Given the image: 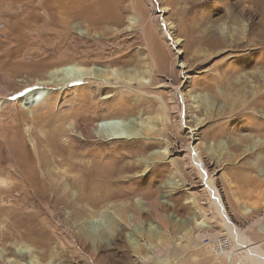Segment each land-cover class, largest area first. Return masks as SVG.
I'll return each instance as SVG.
<instances>
[{
	"label": "rangeland",
	"instance_id": "374dc122",
	"mask_svg": "<svg viewBox=\"0 0 264 264\" xmlns=\"http://www.w3.org/2000/svg\"><path fill=\"white\" fill-rule=\"evenodd\" d=\"M245 5L242 0H0V177L7 181L1 189L18 187L0 194V251L14 257V243L27 247L25 264H159L158 256H170L173 264H244L238 257L228 258L227 246L216 249L217 242L205 239L197 247L170 242L184 233L176 229L178 220L204 221L215 232L221 230L206 216L196 174L170 149L177 142L205 147L218 139L227 141L226 153L218 159L203 153L207 172L213 173L232 223L246 228L261 218L264 182L256 170L264 172V82L250 106L221 114L228 109L225 104L199 127L195 141L185 129H176L170 93L159 86L169 78L174 86L182 83L183 92L198 89L215 95L220 88L229 91L230 72L264 71L262 22ZM231 14L237 23L228 20ZM128 18L134 20L129 30ZM241 20L246 24L243 38L234 30ZM220 27L228 28L225 40L230 45L215 44L220 37L213 28ZM165 30L179 41L172 48L162 36ZM197 52L212 53L204 59ZM139 58L150 69L145 85L85 81L62 90L50 86L43 104L30 112L20 105V95L48 69L69 63L126 69L136 67ZM182 63L190 65L187 79L179 75ZM249 86L251 91L250 79ZM154 96L165 102L166 112ZM214 99L219 107L225 103ZM172 103L178 105L176 98ZM155 109L166 114L155 139L101 142L84 136L98 120L151 115ZM196 116L204 118L185 112L186 128ZM240 135L245 140L236 146L234 139ZM166 144L164 157L141 175L134 158ZM79 161L97 174L71 168ZM172 173L180 187L165 196L160 185ZM149 226L164 241L161 245L149 238ZM90 227L98 234L92 235ZM252 227L251 239H262ZM115 228L118 233H112ZM142 257L146 261L138 260Z\"/></svg>",
	"mask_w": 264,
	"mask_h": 264
},
{
	"label": "bare ground",
	"instance_id": "6f19581e",
	"mask_svg": "<svg viewBox=\"0 0 264 264\" xmlns=\"http://www.w3.org/2000/svg\"><path fill=\"white\" fill-rule=\"evenodd\" d=\"M242 2L247 3V5H245L244 7L254 8L255 15H257L259 17V20L262 22V24L260 25L261 27L260 32L264 31V0H242ZM150 3L151 5H153L152 4L153 2H150ZM255 7L260 8V10ZM223 17L225 18V14L221 16V18L219 16L218 20H221ZM228 17L227 19L230 22H234V23L238 22V20L236 21L235 17L232 16V14H231V17L229 15ZM126 21L128 22L127 29L129 30L130 28H132V25H134V20L132 18H128ZM210 23L211 22H209L208 24ZM167 28L169 30L172 29L169 27ZM235 28H236L234 29L235 32L239 33L240 36H242L241 38H243L245 35L244 33H245V28H246L245 22L241 20L239 22V27L238 28L235 27ZM213 29H214V32H216L215 35L216 36L219 35L220 37L219 43L217 42L215 44H220V46L231 44L229 42H226L225 40L229 36L228 28L224 29L220 27L219 29H216V28H213ZM168 31L167 30L163 31L162 36L165 39V41L168 43V45L171 46L172 48L174 45H177L179 41L176 39H172L170 34H167ZM233 43L235 44V42ZM151 44L152 43L147 44V48L149 50L151 48ZM235 45H239V44H235ZM219 50L221 51V49ZM194 52H196V50ZM211 53H209L208 55H205L203 53L198 54L197 52V54L195 53V55H198V56L201 55L203 57L205 56L204 59H207L211 55ZM145 58H139V60L137 61L136 67H129L126 69L105 68V67H98L94 65L82 66V65H78L77 63L64 64V65H60V66L48 69L43 74L42 79L37 80L36 82L34 81L35 83L33 84L32 89L20 95V99H19L20 105L22 109L24 110L28 109V112H30L32 108H35L39 106L40 104H43L44 101L46 100V97L49 95L48 88L50 86H55L59 90H62L65 88L67 84L82 83V82L84 83L85 81H95L101 84L113 82L114 84H122L124 86L145 85L149 83V80H150V69L147 67L145 63L146 61ZM160 61L163 63L162 58L160 59ZM169 67H170L169 71L171 72L170 74L172 75L174 68L172 69V65ZM189 67H190L189 64L188 65L185 63L178 64L179 75L182 76V79L185 77L187 79L185 71L189 69ZM257 70L252 71L251 73L246 72V73L233 74L232 72H230L231 75L229 74L228 76L227 87L229 88V91L231 93H229V91H227L228 89L224 87L223 89L222 88L217 89V91L214 92L215 95L210 94L209 92L202 94L200 90L198 89H195L193 92L186 89V91L183 92L181 90L182 83L174 86V84H171L169 82V78H168L167 79L168 82L165 84H162L161 86H159V88L167 89L170 93L169 95L170 96L169 97L170 110H171V113L175 117L174 123H175L176 129H178V131H183V129H185L189 133V139H191L192 141H195V137H196L195 135L199 127L201 125H204V122L207 119L211 118L214 114L220 113L224 109L225 104H227L228 109L224 110L223 113L221 114H225L226 111H229V113H231L237 108V106L239 108H244L248 105L250 106V104L255 101V99L252 100V97H254L259 92L260 86H262V82H264V71L262 70L263 71L262 72V71H257ZM249 79H250V82L254 85L253 88L250 89L251 91H249V88H250ZM217 97L223 98L225 103H223L222 107L221 106L219 107L215 104V99L213 101V98H217ZM153 98L156 101L160 102L161 106L164 108L163 111H165V108H166L165 102H163L162 99L158 96H154ZM175 98H176V101L178 102L177 106H174L172 103L174 102ZM187 111L198 112L202 114L204 118H199L197 116L194 117L192 127L186 128L185 112ZM261 112L264 113V111H261ZM165 116L166 114H161L158 109H155V112H153V114L151 115L150 114L144 115V113L141 114L140 112H138L136 116L134 117L132 115L127 118H109V119L105 118V119L96 121L93 124V126L89 130H87L86 135L84 136L86 138L92 137L93 139L101 141V142L151 140V139H155L156 134L157 135L159 134V131L161 130L160 125L163 123ZM82 135L83 134L80 135L81 138H83ZM234 138L235 137H233V139ZM244 140L245 138L244 137L241 138V135L237 139H234V141L239 142L236 144V146H238ZM177 143L174 144V147L170 150L173 153H177L178 155H180L182 157V161L184 162V165L187 166V168H189L191 172H194L196 174V177L199 179V181L201 182V186L203 187L202 197L203 199H205V205H207L206 210H208L207 212H209V214H207L206 216H209V220L211 221L214 220V222H216L219 225L221 230L218 232H215L214 230L211 229V227L209 228V226L205 224L204 221H200V222L193 221V223H191L192 219H188V221L178 220L176 222L177 223L176 229L180 231H184V233L178 237V241L174 240L170 242L174 244L175 246L178 245L179 247L180 246L197 247L198 242L202 243L206 239L208 242L209 241L217 242L216 249H221V248L225 249V246H227L228 250L230 251V253L228 254L229 259L238 257L240 258V260H243L244 264H264V248H263L264 244H262L264 243V214L261 216V218L257 217L258 219L256 218L255 220L251 221L252 223L251 224L249 223L250 225L246 223L248 225L246 226V228H240V226H237L236 224L232 223V218H230L229 216L227 207L225 206V203L223 201V197L221 196V193L218 191L217 187L215 186V180H214V177L212 176L213 173L210 174L207 172L206 164L202 157L203 153H206V154L213 155L218 159L220 156L226 153V149L228 147L227 141H222L218 139L213 143L205 144V147H203L202 143L198 147L197 145L193 147L188 142H184V144L181 143L180 145H178L179 143L178 144ZM168 150L169 148H168V145L166 144L165 147L162 148L161 150H152L150 152L144 153L134 158L133 162L137 166L142 167L141 175H144L147 171L150 170V168H152V166L156 162L155 160L158 159V157L165 155L168 152ZM245 150H246V147H245ZM75 163L71 165V168H74L80 171L82 174H86L88 176L97 174L93 166H86L84 163L80 161L75 162ZM256 172L259 175V177L262 179V181L264 182V172L262 173V170L260 171L259 169L256 170ZM175 175H176L175 173H172L170 176H167V178H165L160 185L161 189H165L163 191L165 196H167L168 194L172 192L177 191L180 187L179 183L178 182L176 183L174 181V179L176 178ZM190 185L188 186L191 187ZM5 186H7L6 179L0 177V194L5 193V192H14L15 189L18 188V187L16 188L10 187L6 190H3L5 189ZM80 186L82 190L87 189V186L85 182L83 184V181H82V185ZM141 208H139L140 211H145L144 207L143 209ZM249 211L250 209L248 207H243L244 214L249 213ZM84 223L86 225L89 224L87 221H84ZM253 225L256 226L257 233L263 236L262 239L254 241L249 236L248 233L253 232V227H252ZM195 229H197L198 231H195ZM97 230L98 229L96 227H90L89 232L92 233V235H96L98 234ZM146 231H148L147 233L151 235V237H149L151 240L153 238L157 240V243L155 246L161 245L162 242H164L162 240H159L160 236L156 234L153 235L154 228H151L149 226L148 230ZM113 232L118 233L119 228L113 229L112 233ZM133 245H134L133 249L135 250V252H139L140 250L139 246H136L135 243ZM12 246H13L12 255L14 257L7 256L5 252H3L2 250L0 251V261L4 264H25V262H23V258L29 257L26 251L27 247L24 248L21 244H18L17 242L14 243ZM148 252L152 254L151 253L152 251L150 252V250H148ZM149 257H152V256L150 255ZM138 260L140 262L146 261L143 257L139 258ZM156 261L159 264H173L174 262V260L171 259L170 256H160V257L158 256L156 257ZM45 264H48V263H45Z\"/></svg>",
	"mask_w": 264,
	"mask_h": 264
}]
</instances>
